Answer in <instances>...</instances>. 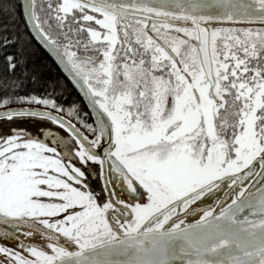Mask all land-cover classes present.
Listing matches in <instances>:
<instances>
[{
	"label": "snow or ice",
	"instance_id": "6c2138e0",
	"mask_svg": "<svg viewBox=\"0 0 264 264\" xmlns=\"http://www.w3.org/2000/svg\"><path fill=\"white\" fill-rule=\"evenodd\" d=\"M21 8L88 100L93 123L67 114L94 138L50 112L0 114L70 133L0 136V239L19 249L0 246V264H264V0ZM6 63L14 74L21 61Z\"/></svg>",
	"mask_w": 264,
	"mask_h": 264
},
{
	"label": "trees",
	"instance_id": "16d2710c",
	"mask_svg": "<svg viewBox=\"0 0 264 264\" xmlns=\"http://www.w3.org/2000/svg\"><path fill=\"white\" fill-rule=\"evenodd\" d=\"M9 3L14 5L12 11L6 10ZM22 5L23 0H0V43L5 36L17 40L16 44L7 48L0 47V100L9 98L12 101L8 107L0 106V113L12 109L50 112L75 125L82 134L91 136L78 122L77 117L67 114L69 109L75 107L80 119L93 123L94 116L89 102L73 84L69 73L33 35L22 14ZM7 54L16 55L21 61L14 74L7 68ZM30 96L55 99L64 111L58 112L35 104L17 102L18 98ZM86 113L88 115H85ZM50 125L54 124H40L35 127Z\"/></svg>",
	"mask_w": 264,
	"mask_h": 264
},
{
	"label": "rangeland",
	"instance_id": "374dc122",
	"mask_svg": "<svg viewBox=\"0 0 264 264\" xmlns=\"http://www.w3.org/2000/svg\"><path fill=\"white\" fill-rule=\"evenodd\" d=\"M40 124H55V123H53L51 120L43 119L41 117H33L27 115L14 117L12 120H8L6 118L0 119V136L7 134H15L19 132L31 137V135H29L28 133L32 131L31 129L28 130V128L35 127L36 125H40ZM87 167L91 169H98L97 165L90 164ZM102 180L103 178L97 176L95 172H93L92 175L90 176L89 184L91 186V189L97 194L104 193V190L102 189V185H101ZM104 195H106V193H104Z\"/></svg>",
	"mask_w": 264,
	"mask_h": 264
},
{
	"label": "flooded vegetation",
	"instance_id": "af4514ba",
	"mask_svg": "<svg viewBox=\"0 0 264 264\" xmlns=\"http://www.w3.org/2000/svg\"><path fill=\"white\" fill-rule=\"evenodd\" d=\"M55 3V0H53ZM38 4H45L46 0H37ZM39 11V9H38ZM42 18L46 16V13H41ZM88 101V100H87ZM32 132H29L28 134L31 135L32 138H38L41 140H44L45 137H48L50 135H56L59 137H63L65 140H70V133H68L65 129H61L58 127V125H50L49 127H29L28 130ZM85 135V133H83ZM94 137L89 136V139H92ZM102 189L104 190V180L101 181ZM119 191V189H118ZM210 203H215V201H211ZM203 206L207 207V204H204ZM189 220H192L193 222L195 221V217L189 216ZM23 239V237H21ZM32 240H36V237L31 238ZM0 246H7V247H15L17 250L18 249V244L17 241L14 239H8V240H3L0 239Z\"/></svg>",
	"mask_w": 264,
	"mask_h": 264
},
{
	"label": "water",
	"instance_id": "95a60500",
	"mask_svg": "<svg viewBox=\"0 0 264 264\" xmlns=\"http://www.w3.org/2000/svg\"><path fill=\"white\" fill-rule=\"evenodd\" d=\"M24 2H25V0H23V4H24ZM26 18V17H25ZM29 27H30V30H31V32L33 33V35L35 36V33L32 31V29H31V26L29 25ZM36 37V36H35ZM39 40V39H38ZM40 41V40H39ZM41 42V41H40ZM48 49V48H47ZM49 51V50H48ZM50 52V51H49ZM51 53V52H50ZM52 54V53H51ZM53 55V54H52ZM54 56V55H53ZM55 57V56H54ZM56 58V57H55ZM71 77V76H70ZM13 110V109H12ZM14 110H36V109H14ZM8 111H10V110H8ZM38 111H41V110H38ZM5 112H7V111H4V112H1L0 114H3V113H5ZM42 112H46V111H42ZM52 114V113H51ZM53 116H56V115H54V114H52ZM64 120V119H63ZM64 121H66V120H64ZM67 122V121H66Z\"/></svg>",
	"mask_w": 264,
	"mask_h": 264
}]
</instances>
